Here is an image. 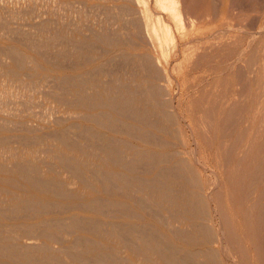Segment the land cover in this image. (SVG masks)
I'll use <instances>...</instances> for the list:
<instances>
[{
    "label": "bare ground",
    "instance_id": "1",
    "mask_svg": "<svg viewBox=\"0 0 264 264\" xmlns=\"http://www.w3.org/2000/svg\"><path fill=\"white\" fill-rule=\"evenodd\" d=\"M137 1L138 17L131 16L129 24L135 36L149 39L142 37L154 51L133 56L124 50L133 39L128 41L122 30L116 33L122 20L116 25L111 13L108 24L112 27L114 20L117 29L99 33L95 42L84 40L82 32L65 43L57 40H64L59 35L34 41L37 51L51 49L55 63L70 62L76 70L64 74L65 65L56 69L78 97L65 111L78 122L59 121V129L47 137L35 134L34 139L20 140L31 151L38 146L32 152L25 149L27 162L26 157L25 162L9 161L10 167L6 159L1 161L0 264H264V72L258 68L264 54L253 50L256 61L248 56L247 61L244 51L238 58L234 52L222 57L225 47L220 44L198 47L205 36L194 37L197 19L182 14L185 0H156L167 19H155L150 0ZM119 10L118 15L124 13ZM178 33L189 49L181 65L182 90L175 96L170 58L178 53L173 45ZM259 35L264 38L263 29ZM99 45L107 56L117 54L115 70L107 67L114 60L90 69L101 58L95 51ZM10 55L16 68L24 69L23 56ZM224 56L229 58L226 63ZM202 68L211 72L212 80L188 87L189 74ZM214 71L215 79L228 72L226 86L232 82L235 88L219 92L217 100ZM247 82L257 85V96L250 97L253 86L247 90ZM1 137L9 143L7 135ZM50 142L57 144L53 152L58 163L53 166L44 159L50 166L46 168L33 154Z\"/></svg>",
    "mask_w": 264,
    "mask_h": 264
},
{
    "label": "rangeland",
    "instance_id": "2",
    "mask_svg": "<svg viewBox=\"0 0 264 264\" xmlns=\"http://www.w3.org/2000/svg\"><path fill=\"white\" fill-rule=\"evenodd\" d=\"M131 1L132 0H130V1L129 0L128 1H125V0H120V1L119 0H112V1L111 0H0V54L2 53L0 55V92H1L0 93V102H1L0 103V137L1 136L3 137V134H4L5 138H6V135H7V138H9V143L7 140L6 144L4 142L5 141L4 139H3V142L1 141L2 139L0 140V163L1 164H2V162L4 164L5 161L7 160L6 164L7 163L8 164L6 166L9 165L11 167V165L9 164V161H10V163L14 162L15 160L25 162V157H26V162H27L30 159V157L28 155L29 152H27V150L31 151L32 147L27 146L28 145L27 142H25V144H24V142H20V140L34 139L32 137H35V134L38 136H40L39 134H41V135L43 134L44 136H46V135L48 136L49 134L55 132V130L57 131L59 129V127L57 125V123H59V121H63V122L70 124V125H72V122H73V124L75 122H78V120L75 119L74 117L71 119V117L68 116L65 112V111H69L68 109L72 105L71 102H74L75 101L74 98L77 99L78 97H75V95H74L75 94L74 88H72L70 86H66L65 84H63L64 83V74H66L67 72L68 73L69 72L74 73L76 70L74 71L73 69H71V68H73V65L72 64L70 65V62L65 63L64 64L65 66L63 64L58 65L57 63H55V60H54L55 57L52 58L55 55H54L53 50H51V49L48 52L41 50V49L40 50L38 49V51H37V49L35 47H33L34 41L36 39H39V38L40 39H42V38L48 39L50 37V35H51V39H52L53 37H57L59 35L57 38L61 37V38H64V40H62V39H57V40L60 42H64L65 40H68L69 38L71 39V37H73V36H75V37L78 36L77 33L82 32V34L81 33L80 34L84 40L90 41V42H95L97 40V37L100 36L101 33L103 34L104 32L109 31V30H110L109 32H113L114 30L117 29V26H118V31L116 30V33L121 32L120 30H122V35L124 37H126V38L129 37V39L131 38L130 40L133 39V43L135 40L136 42H138L137 44L139 45V46L137 45L135 47L132 42H129L128 45L122 47V48H125L124 50H126L127 52H130V54H132L133 56H136V54H133V53H137V54L140 53L141 54L143 52H149L150 50L154 51L152 46H149L150 41H147V40H149L148 38L142 36L145 39H147V40H145L142 37H139L137 35L135 36L133 34L134 32L132 31V28H133L132 23L131 24H129V23L131 22V19H133L132 17H134V16L138 17V14H139L138 10L140 9V7L137 3L138 2L137 0L136 1L133 0L132 3H131ZM150 1L154 5L153 6L152 3L149 2L150 9H151V7L153 8V11L151 9V12L153 13V16L155 17V19L157 18V16H160V17L167 19V17H168L167 12L161 8H158L159 6L158 7L156 6V5H158L156 3V0H150ZM134 2H136V3H134ZM126 3L128 5H126ZM134 4H136V5H134ZM117 5L118 6L119 5H123V6L125 5V6L123 7L124 9L122 8V6H121V9L119 7L117 9L116 8ZM184 5L185 6H184L183 10H181L182 14L187 13L188 16L192 17L195 20L197 19L196 24H197L198 33L196 32L195 34H193L194 37L195 36L196 37L198 36L200 38L204 37V36L206 37V38L205 37L202 38L203 40L201 41V43L197 44L198 47L203 48V47H207V45H211V44H214V46H216V44L217 45L220 44V46L223 45L225 47V49H223V51H225L227 49L230 52L228 54L227 50L225 52L222 51V53H223L222 57L225 53H226L225 55H229L228 57H231L230 56V54H232L231 52H234L233 57L238 58V55H239L238 52L244 51L245 54L243 56H244V59L247 61H249V60L256 61V58L253 56L254 55L253 50L257 51L258 49H260V50L264 51L263 50L264 47H260V46H262L261 45L262 43L264 45V42H263L264 38H263V36L259 35V31H261L262 29L264 30V0H185ZM5 6H6V8H5ZM109 6H111L110 7L111 9L109 8ZM126 6L127 7L129 6L131 9H129V7L127 9ZM112 8L114 10H112ZM119 9L120 10L123 9L122 11L124 13L120 14L121 11ZM126 9H127V11L130 10L128 16L126 15L127 13H125ZM134 9H135V11H138V12H135V11L133 12ZM118 10L120 11L119 12L120 15H118ZM112 11H113L114 15H113ZM63 12H65V13H63ZM109 13H111V16L109 19H114L116 22V25H117V21H119L120 17H121L122 21H119V22H120V24L122 22L123 25L122 24L121 25L122 26L125 25V26L122 27L121 25H119V22H118V25L117 26L115 25L116 26L115 27L114 26V20H113V24H112L113 28H112L110 26V24H108L110 22L112 23L111 20L108 22ZM136 13H138V14H136ZM123 14H125V16ZM63 16H64V18H63ZM194 16H195V18H194ZM129 18H131V19L129 20ZM134 18H136V17H134ZM61 23H62V25H61ZM107 26L109 29H106ZM119 26L121 29L119 28ZM82 27H83V29H81ZM114 27L116 29H114ZM130 27H131L132 32L130 31ZM42 28H43V30H42ZM44 28H46V29H44ZM60 30H62V31H60ZM127 30H129V31H127ZM46 31H48V32H46ZM126 33L131 34V35L127 36V35H125ZM207 33H209V34L207 35ZM202 34H203V36H202ZM210 34L213 36V38H212V36L210 37ZM122 35L120 34V36L125 40L126 38H124ZM206 35L210 39H207ZM254 35L256 37H253ZM138 38H140V40ZM221 38H222V40H221ZM261 38H263V40ZM129 39H128V41H129ZM141 39L143 42H141ZM29 40L31 42H29ZM225 40H227V41H225ZM231 41H232V43H236V44H232ZM144 42L145 43L147 42V43L144 44ZM185 42H186L185 37L182 34L178 33L177 37L174 39V44H173L174 48L178 49V53H174L170 58L172 65L174 64L173 65L174 67L171 65V67H173V69L171 71L172 72L171 73V81L174 79V81H172V83H171V91L174 95L176 94L175 96H177L178 94L181 93L182 89L179 86H181V84H183L182 82L184 80V77H183L184 74H182L184 70L181 68L182 67L181 65L184 64V61H182L183 55L185 53L187 54V51H188L187 49H189L187 47H184ZM220 42H222V43H220ZM223 42H224V44H223ZM239 43H240V45H239ZM255 43H257V44H255ZM129 44L130 45L132 44V46H129ZM177 44H179V45H177ZM229 44L231 46H229ZM258 44H260V45H258ZM234 45H237V46H234ZM133 46H134L135 50L133 49ZM211 46H209V47H211ZM149 47H151V48H149ZM257 47H260V48H257ZM136 48H138V49L136 50ZM147 48H148V50H146ZM195 49H197V47L194 48L193 50H195ZM231 49H233V50H231ZM243 49H245V50H243ZM95 51H96L97 57L99 55V57H101V58H98L97 62L90 66V69H93L96 66V64L101 65V66H106L107 64L112 63L113 60H114V63H112L111 65L110 64L107 65V67H108V69L111 68L110 70L116 69V66H112V65H116L118 63L116 60V58H117L116 53L112 54L110 56H107L106 55L107 54L106 48L104 46L101 47L100 45L96 46ZM249 51H251V52L253 51V53H250ZM262 51L259 52L260 56H262L264 54V52H262ZM13 52L20 53L23 56V58L25 59L24 60V67H23L24 69H22L23 71L19 70L14 65V62L12 60V56L10 55ZM8 53H9V55H7ZM40 53H41V55H40ZM235 53H237V54H235ZM10 56H11V58H10ZM177 56H179V57H177ZM247 56L250 58H248ZM263 57H264V55H263ZM224 58L225 59L223 62L226 63V60H228L229 58L226 59L225 56H224ZM108 61H109V63H108ZM260 62H258L260 67H258L256 65V68L257 67L259 69L261 68V70L264 72V65H263L264 59L261 60ZM213 64L215 66V62ZM213 64H211V65L213 66ZM63 66H64V68H63ZM35 67H37V68H35ZM58 67L61 68L60 70H62V68L64 69L63 70L64 74L57 72ZM206 69L204 71L202 68L198 72H192V74L190 73L191 75L189 74L188 77H189V80L192 81V83H190V81L187 78V81H189V82H186L187 86L190 87L191 84H192L191 86H193V85L197 86L198 84L203 83V82L208 80L205 84L203 83L204 85H207V83L210 82L209 80H212V79H210L212 77H211V74H208L211 72L208 71L206 73V71H207ZM11 70H12V72H11ZM203 71L205 73H203ZM199 72H201V74H198L196 76L199 77L200 79L197 78L198 82H196V76H193V74L195 75L196 73H199ZM206 74H208V75H206ZM228 74L229 73L227 72V73H225V76H222L223 78L219 77L218 79H215L216 76H215V71H214V89L213 90H214V93H216L214 96V100H217L216 97L220 93L224 92L227 88H228L227 89L228 91L229 90L233 91V89H235L234 87H233V89L231 87L233 85L232 82H229L230 88L226 86V83H227L226 76H228ZM200 75H202V76H200ZM260 75L264 79V73L260 74ZM192 77H194L195 79ZM204 79H205V81H203ZM193 80H195V82H193ZM199 80H201V82ZM61 82H62V84H60ZM215 82L216 83L218 82V83L216 84ZM263 82H264V80H263ZM250 84L251 83L249 82L247 84L246 88L248 90V88L253 86L252 89L250 88L251 90L250 89L248 90V92L251 91V92H249L251 95L250 94L249 95L251 98H253L252 96H254V94L256 93V86L257 85L252 83L251 86H249ZM262 84H264V83H262ZM60 85H61V87H59ZM259 86L261 87V89L263 88L262 87L263 85L260 84ZM217 87L219 90L216 89ZM219 87H221V88H219ZM57 88H60V89H57ZM62 88H64V89H62ZM209 88H210V86H207V89H209ZM66 89H67V91H66ZM58 90H60V91H58ZM63 90L66 91V93H68V95ZM257 90H259V88H257ZM62 91H63V93H62ZM58 92L63 94L64 98H62V95H60ZM88 92L91 93L90 90ZM19 93H20V95H19ZM10 94L12 96L14 95V98ZM69 94H71V95H69ZM257 94L258 93H256L255 96H257ZM8 96H10V97H8ZM51 96H52V98H51ZM54 96L56 98H58L57 100H59L60 98L62 100L60 99L59 101H57ZM53 97H54V99H53ZM65 98H67V100L70 99V102L66 101ZM184 99L186 101V100H188V97H184ZM254 99H255V97H254ZM254 99H252V102L250 100L248 104L252 105V103L254 102L253 101ZM64 101L66 102V104L67 103L68 104L66 105ZM212 101H213V99H212ZM215 102L216 101H214V104H215ZM62 105H63V107H61ZM67 106H70V107L67 108ZM66 108H67V110H66ZM29 110H32V111H29ZM64 117H65L66 121H64L65 120V119H63ZM27 120L29 121V123ZM18 123H20L21 125L20 124L18 125ZM5 127L8 128L7 131H5L6 130ZM26 128H27V130H25ZM33 128H35V129H33ZM30 130H31V132H30ZM33 131H35V133H32ZM20 136H21V138H20ZM14 138H16V140ZM50 143L49 144L52 145L51 147H50V145H47V146L43 145L42 147H44V148L40 147V151L37 152L36 154H33L34 160H38L37 162L39 163L40 166L43 163L42 166L45 165L44 167H46V166L50 167L48 165L53 164V163H50L49 161H52L55 163L53 166L57 165V163H58L57 162L58 161V157H57L58 153L56 155V151L58 150L57 144L55 142H50ZM29 145H31V143ZM34 147H38V146H36V145L33 146L32 151H34ZM25 149H27V150H25ZM54 150H56V151L53 152ZM22 151H24V152H22ZM45 154H46V156H45ZM49 154H50V156L52 155L53 157L52 156L48 157ZM54 155H56V157ZM15 156H18V157H15ZM14 157L18 158V159H14ZM23 157H24V159H21ZM36 158H38V159H36ZM41 158L43 159L44 162L42 161L40 163L39 160H42ZM44 159L49 163L48 165H46L47 163H45ZM31 160H33L32 157H31ZM84 217L86 219L89 218V216H84Z\"/></svg>",
    "mask_w": 264,
    "mask_h": 264
}]
</instances>
